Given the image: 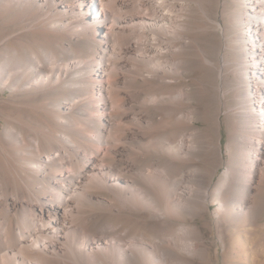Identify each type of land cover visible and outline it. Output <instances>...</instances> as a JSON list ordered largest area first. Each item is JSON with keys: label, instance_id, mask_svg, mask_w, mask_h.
<instances>
[{"label": "bare ground", "instance_id": "6f19581e", "mask_svg": "<svg viewBox=\"0 0 264 264\" xmlns=\"http://www.w3.org/2000/svg\"><path fill=\"white\" fill-rule=\"evenodd\" d=\"M217 6L0 0V93L10 94L0 101V264H210L193 222L204 214L217 232L221 222L235 230L230 245L220 237L231 250L223 264L245 258L238 237L261 215L252 194L264 181V0L224 1V25ZM209 32L225 43L210 71L229 75L239 133L214 188L190 165L211 160V143L186 76L198 71L207 94ZM133 214L154 219L151 232ZM254 233L262 239L264 226Z\"/></svg>", "mask_w": 264, "mask_h": 264}, {"label": "rangeland", "instance_id": "374dc122", "mask_svg": "<svg viewBox=\"0 0 264 264\" xmlns=\"http://www.w3.org/2000/svg\"><path fill=\"white\" fill-rule=\"evenodd\" d=\"M224 1H229V0H215V4H217L218 6L216 7L215 15L213 17V18H215V20H217V23L222 24V25H224V22L220 18V15H221V10H222V3ZM97 10H98V7L95 9L94 12L91 11V12H89L87 14V18H86V23L87 24L91 20L90 16L93 15V13H96ZM0 25H1V23H0ZM6 30H7L6 28H3L2 26H0V36L1 37H2V34L5 33ZM207 42H208V45H209L208 46L209 47L208 48L209 52H210V54L212 53L211 56L214 55L215 57H217V58H215V57L213 58V60H215V62L217 64V67L215 69H214V67H213V69L209 68V73H208V75H209L208 76V80H209L208 84H209V86H208L207 94L203 93L201 91V86H199L200 85L199 81L201 80V76H200L198 71H196L195 73L191 72L189 74V76H188V74L186 76H187V81H189V83H191L190 89H191L192 93L194 94V96H195V91L194 90L195 89H196V91L198 90V92H196V96L194 98L195 101L193 100L189 104L192 105V109L194 111L198 112V114H197L198 116L197 115L195 116L196 119H198L196 121V123H195L196 128L199 129V131L201 130V132L202 131L207 132L206 133L207 136H208V137H206L207 141H209L208 143H211V145H209V146H211V148H210L211 151L209 150L210 151L211 160L210 159H206L204 157L202 159L200 158L199 159L200 161L199 160H195L196 162L193 161L192 162L193 164L190 163V165L193 166V167H198L201 170H207L208 171V176L207 177H208V180L210 181L209 184H210L211 187L214 188L216 186V184L221 181L220 179H222V178H220V177H221L223 171L226 170L228 168V166H229L230 160L232 158V154H233V152L235 150V147H234L235 144L233 146L232 138L233 137H237L239 135V133L238 132H237L238 134L236 133V131H237L236 129L237 128H233V127H236V126L233 125V124H235L234 123L235 121H234L233 115L230 113V110L232 108H234L233 110L235 112V108L237 107V106L235 107V105L237 103L234 100L233 92L228 90V89H230L229 82L231 83L229 75H227L228 76V78L226 77L227 79L225 78L223 81H221L216 76L217 73L216 74L215 73L212 74L213 72L211 73V71H213V70L215 72H217L216 70H218V68H219L218 64H221V61H222L221 58H222V56H223V54L225 52L224 51L225 50V45H224L225 43H224L223 37L220 34H218L216 36L212 32H209L208 35H207ZM10 44H11L10 45L11 47L9 45H8V47L11 50L14 49V47L16 48V47L19 46L18 45L19 43L17 44V43L12 42ZM6 45L7 44H4L3 46H6ZM215 78H216V81H215ZM216 87L218 88V91H217ZM224 90H225V94L221 95L222 91H224ZM199 93H201L202 95H198ZM204 94H206L207 96H205ZM199 96H200V99H199ZM202 96H205V98L202 97ZM9 98H10V94L8 92L0 93V101H2L3 99H9ZM197 98H198V100H197ZM233 103H236V104H233ZM205 112H207L206 114H208V112H209L207 117H209V118L212 117L211 119L213 121H216V126L215 127L217 128V133H216V128L214 127V125L209 129L210 131H208L207 128H209V127L206 125L207 124L206 116H203ZM202 113H203V115H202ZM29 114H31V115H29ZM29 114L28 115L31 116L32 119H34V121H36V122L40 121L41 118L43 117L42 115H34L32 113H29ZM201 115L203 117H201ZM1 127H2V122L0 121V129H1ZM203 128H205V129H203ZM218 132H219V135H218ZM231 134L232 135L236 134V136L233 135V137H231L232 136ZM218 136H220V139H219ZM210 141H212V142H210ZM229 144H231L232 146L229 145ZM213 146H216L215 148H217V150H218L217 153H216V149ZM227 146H230L228 148H230V149L232 148V150L228 149ZM219 148H220V150H219ZM230 153H231V155H230ZM219 155L221 157L220 159H219ZM229 181H230L229 184L232 187H235V186L238 185L236 181L232 180V178ZM262 183L261 182L259 183V184H261L260 185V187H261L260 190L261 191L259 190L260 193L258 192L259 195L261 193L262 194L260 196L255 195V193L252 194L253 198H255L254 199L255 201L254 200L253 201L258 207V210H257V207L254 204L255 212L257 214H261V215L260 216L256 215L258 220H255V221H254L255 217H254V219L251 217L247 221L248 223L250 222L249 223L250 227L248 226L247 229H246V230H249V231L245 232L246 230H244L243 232H241V234H239V237H238L239 241L243 245L245 244L244 248H245V253L246 254L244 256H245L246 259L245 258L241 259V257L240 258L239 257L236 258V254H232L230 256V259L232 260V264H242V263L243 264H264V242H263L264 241V237L262 239H259L258 237L255 236L256 233H254L256 231L257 226L258 227H261L262 225L264 226V208H263L264 207V202H263L264 201V183L263 184ZM253 187H255V185ZM262 204H263V206H262ZM214 209H215V207L212 206V207H210L209 211H214ZM261 209H263V210H261ZM135 214H133L134 215V219L138 220L137 218L141 217V218H139L141 221L140 220H138V221L140 223L143 222L142 224H145V225H141L140 228H142V230H144L145 232H151L152 227L155 226L154 225V221L155 220L154 219L150 220L145 215H139V214L135 215ZM209 218L207 217L206 214H204L200 219L197 218L193 222H197L198 226L201 229L203 228L202 231L205 233V236H206V239L204 240L205 244L207 246V250L206 251H207V254L211 255L212 260H213L210 264H223V260H226V258L228 257L227 256V254H228L227 252H231V250L228 251V246H227L226 252L225 253L223 252V246H222L220 237H223L225 239V241H226V244L230 245V244H232V243H230V241L231 242L234 241L235 230L232 227L228 226L226 223L221 222L220 223L219 232H217L215 224L214 223L211 224L212 222H210ZM252 219H253V222H252ZM256 223H257V225H256ZM253 233H254V235H253ZM254 236L257 238L256 241H255V237ZM251 242H253V243H251ZM259 243H261V245ZM244 259L246 261H244ZM198 262H197V264H201L200 262L199 263Z\"/></svg>", "mask_w": 264, "mask_h": 264}]
</instances>
